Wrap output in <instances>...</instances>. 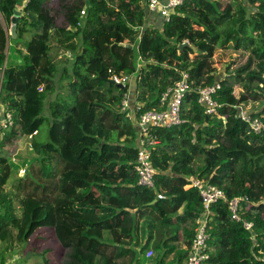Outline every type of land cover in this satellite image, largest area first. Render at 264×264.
Returning a JSON list of instances; mask_svg holds the SVG:
<instances>
[{
    "label": "trees",
    "instance_id": "trees-1",
    "mask_svg": "<svg viewBox=\"0 0 264 264\" xmlns=\"http://www.w3.org/2000/svg\"><path fill=\"white\" fill-rule=\"evenodd\" d=\"M20 3L0 0V106L12 122L0 130V264L23 247L11 229L17 203L51 208L61 264H186L202 213L209 253L201 264H264V129L254 133L236 117L238 106L259 102L249 115L264 124V0H186L158 26L145 0ZM12 22L14 37L6 32ZM63 39L71 63L56 79ZM122 73L133 77L136 117L164 110L161 94L188 75L183 123L151 129L153 188L137 184L136 127L119 109L129 88L110 84ZM217 84L215 113L207 114L198 90ZM236 87L245 90L238 97ZM81 106L101 133L78 126L91 141L78 151L71 126ZM20 140L25 148L15 159L2 154ZM187 178L217 187L226 201L205 211ZM236 197L250 231L231 218L228 201ZM45 254L38 256L50 264Z\"/></svg>",
    "mask_w": 264,
    "mask_h": 264
},
{
    "label": "built area",
    "instance_id": "built-area-1",
    "mask_svg": "<svg viewBox=\"0 0 264 264\" xmlns=\"http://www.w3.org/2000/svg\"><path fill=\"white\" fill-rule=\"evenodd\" d=\"M31 0H21L22 7H25ZM186 0H145L146 11L150 14L157 15L163 21L170 18L172 12L179 6L183 5ZM85 14L84 11L81 12ZM0 20L3 22L0 14ZM7 35L10 36V29L6 30ZM9 42V40H8ZM8 44V43H7ZM130 74L122 73L121 75H115L112 77V82L117 86H128L132 79ZM132 76V75H131ZM0 77V83H1ZM133 78V77H132ZM189 82L188 75L183 73L180 81L174 86L168 88L161 94L159 104L164 108L162 111L151 110L144 112L138 117L135 116L134 108L129 106V95L124 94L119 109L125 116L132 121L136 127V146L137 154L135 161V172L138 176L137 184L145 188H153L155 171L151 163V148L157 142L154 136L151 134L152 128H170L173 126H179L183 123L181 119V106L183 97L188 91ZM219 85L215 87L199 89V102L206 108L207 114L215 113L216 103L212 100L211 94L215 89H218ZM38 91L41 92V87H38ZM238 112L236 117L248 124L250 129L254 133H259L264 129V124L257 118L251 117L249 112L237 107ZM0 130L1 128L7 129L12 125L10 114L4 115L0 106ZM3 115V117H2ZM15 172V171H13ZM18 174H23V170H19ZM194 187L199 191L202 199L203 208L208 211L210 207L218 202L226 201L225 195L222 190L213 185L204 183V181L194 178H187L186 188ZM242 198H233L228 201V209L231 214V218L236 222H242L243 228L250 231L252 224L247 221H242L239 215L238 207ZM208 234H207V219L205 214H201L195 221L194 239L191 245L190 255L186 261V264H201L208 259ZM152 255V251L149 250L146 253V257L149 258Z\"/></svg>",
    "mask_w": 264,
    "mask_h": 264
},
{
    "label": "rangeland",
    "instance_id": "rangeland-1",
    "mask_svg": "<svg viewBox=\"0 0 264 264\" xmlns=\"http://www.w3.org/2000/svg\"><path fill=\"white\" fill-rule=\"evenodd\" d=\"M56 1V0H54ZM234 1V0H233ZM20 7H22V4L20 3ZM56 8V5L54 6ZM53 7V9H55ZM1 21V20H0ZM153 26L160 25V21L158 18L155 17L152 23ZM151 25V26H152ZM10 26V35H11V25ZM29 35H25L23 39L21 40H29ZM19 48L21 46V41H19ZM13 45V42H8L7 51L9 49V46L11 47ZM56 45V44H55ZM54 45V46H55ZM12 49V48H11ZM71 49L70 44L66 40H60L58 42L56 47V60H57V67H58V73L56 75V79L59 78L61 75V70L63 67H68V64L71 63V52L69 51ZM6 51V52H7ZM12 52V51H11ZM10 52V54H11ZM53 53V51H52ZM132 79L131 74L129 75ZM65 86H62V89L66 90V84L67 82H63ZM132 81L128 85V87L131 88ZM58 82L57 86L58 87ZM129 90V89H128ZM245 90L243 88L236 87L235 88V96L238 97V95ZM130 97V90L127 93ZM52 99V98H51ZM132 102V103H131ZM134 101H132V98H129V106H134ZM244 110L248 112H254L261 109V105L259 102H246L243 104ZM2 108V107H1ZM47 111V107H45V112ZM89 110L85 108V106H81L78 113L76 114L73 125L71 126L74 130L73 133L80 139L79 143H76L74 146V149L81 151L86 145H89L91 141L89 142L87 138H85L82 134V131L78 126L84 125L83 131L87 133L88 135H97L99 132L101 133V126L90 122L89 121ZM0 121H1V114H0ZM45 130L42 131L41 136H45ZM25 141L20 140L16 145H12L11 149L9 151L4 150L2 152L3 155L15 159L17 154L24 150L25 148ZM86 154V152H82ZM87 156V154H86ZM244 163L243 161L240 163L239 168L243 167ZM259 173L264 170V162H260L258 164ZM16 175V172L11 171L10 172V178L14 177ZM11 188L10 186H3V190H6V192ZM18 211L16 212L17 217H19V220L17 221L16 225L12 227L11 229L15 231L17 241L23 244V248L19 253V250H17L14 254H11V258L9 260L10 264H43V259L41 255L44 251H47V254H45V258L49 261L50 264H61L62 262V256L64 253V249L62 245L58 242L57 238L54 234L53 229V214L51 208H38L36 209L33 205H28L25 208H22L17 203ZM42 218V216L44 217ZM39 220L42 222H36L34 220ZM39 224V225H38ZM16 229V230H15ZM1 246V242H0ZM49 251V252H48ZM27 252H30V256L28 259ZM19 253V254H18Z\"/></svg>",
    "mask_w": 264,
    "mask_h": 264
},
{
    "label": "water",
    "instance_id": "water-1",
    "mask_svg": "<svg viewBox=\"0 0 264 264\" xmlns=\"http://www.w3.org/2000/svg\"><path fill=\"white\" fill-rule=\"evenodd\" d=\"M15 32H16V29H15V24H13V22H12V26H11V35L14 37L15 36ZM188 44L187 43H183V44H181L180 45V48H182V47H186ZM124 46H126V47H128V48H132V46H129V45H124ZM110 84H112V85H115L112 81H110ZM116 86V85H115ZM117 87L118 88H123V86H121V85H117ZM30 252H27V257H26V259H28V257L30 256Z\"/></svg>",
    "mask_w": 264,
    "mask_h": 264
},
{
    "label": "crops",
    "instance_id": "crops-1",
    "mask_svg": "<svg viewBox=\"0 0 264 264\" xmlns=\"http://www.w3.org/2000/svg\"><path fill=\"white\" fill-rule=\"evenodd\" d=\"M149 15V17H150V19H151V21H153L154 19H155V17L156 18H158L159 20H160V18L157 16V15H154V14H148ZM9 28H10V26H9ZM69 65V64H68ZM129 88V90H130V87H128ZM130 98V97H129ZM132 103V102H131ZM38 205H41V204H39L38 202H36ZM54 229V228H53ZM19 244H21L20 242H18ZM21 246V245H20ZM23 248V247H22ZM22 248L20 247V251L22 250ZM19 251V252H20Z\"/></svg>",
    "mask_w": 264,
    "mask_h": 264
},
{
    "label": "clouds",
    "instance_id": "clouds-1",
    "mask_svg": "<svg viewBox=\"0 0 264 264\" xmlns=\"http://www.w3.org/2000/svg\"><path fill=\"white\" fill-rule=\"evenodd\" d=\"M11 26H12V24H11ZM11 36V35H10Z\"/></svg>",
    "mask_w": 264,
    "mask_h": 264
}]
</instances>
